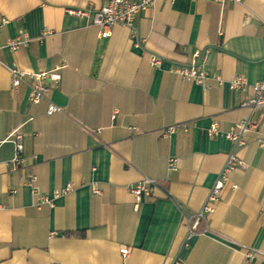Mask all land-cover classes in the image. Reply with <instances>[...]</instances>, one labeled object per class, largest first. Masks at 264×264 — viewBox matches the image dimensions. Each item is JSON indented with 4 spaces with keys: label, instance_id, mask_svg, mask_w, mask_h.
I'll use <instances>...</instances> for the list:
<instances>
[{
    "label": "crops",
    "instance_id": "crops-1",
    "mask_svg": "<svg viewBox=\"0 0 264 264\" xmlns=\"http://www.w3.org/2000/svg\"><path fill=\"white\" fill-rule=\"evenodd\" d=\"M108 1L0 0V264H264L240 249L264 251V149L255 134L237 150L246 165L228 173L200 225L207 232L189 236L184 218L202 208L235 148L206 129L216 121L227 131L249 113L240 104L250 91L230 80H264V0H156L138 19L140 45L127 26L102 38L90 19L68 13ZM24 35L26 46H6ZM152 54L162 66L151 65ZM193 60L222 82L211 78L206 89L171 71ZM60 64V80L48 81L39 103L28 101L27 83L12 86L9 66L40 72ZM50 103L62 110L48 114ZM258 118L264 133V108ZM177 122L189 129L163 133ZM16 128L22 166L12 162ZM170 155L178 171L168 170ZM28 172L37 176L33 187L23 183ZM145 177L159 186L136 209L130 186ZM70 183L75 189L55 206L35 205L38 194Z\"/></svg>",
    "mask_w": 264,
    "mask_h": 264
},
{
    "label": "built area",
    "instance_id": "built-area-1",
    "mask_svg": "<svg viewBox=\"0 0 264 264\" xmlns=\"http://www.w3.org/2000/svg\"><path fill=\"white\" fill-rule=\"evenodd\" d=\"M174 1V0H170ZM215 2L223 3L227 1L237 2L240 0H212ZM156 0H109L108 3L102 6L100 9L92 12L84 8H69L68 13L87 17L90 19V24L99 28L100 37L108 38L113 33V28L115 25L127 26L132 30L133 36L136 38V44L140 45V39L137 34V22L143 11L152 6ZM51 31H46L44 35L51 34ZM31 38L28 35L19 36L12 38L8 41L7 47L13 50L20 48L21 46H26L30 42ZM199 55V52L196 54ZM150 62L153 67H160L163 64V58L160 56L152 54L150 57ZM64 67L63 64L56 66L55 68L48 71H30L18 68L16 66H9L8 70L11 76V83L14 88L20 86L22 83H27L29 87L28 101L31 104L39 103L43 98H45L48 93L50 86L48 81H58L61 78L60 70ZM171 71L179 74L184 78V80L196 84L202 85L204 88L208 89V80L211 78L217 79L219 82L222 80L212 75L205 65L201 62L193 60L190 64L185 66H172ZM230 87L234 90L250 91V96L241 102L240 106L248 110V115L235 123L229 130L223 131L219 127V124L214 121L207 129V133L210 136H225L230 139L234 145V150L229 154L228 161L221 171L216 183L210 190V193L204 202L202 208L192 215H187L184 213V218L187 221L189 227V236L205 234L207 229H200L201 223L207 219V216L214 211L215 203L221 198L223 188L225 187L227 181L229 180L228 173L239 166H245L246 163L238 155L237 150L248 145L249 134H255L253 139L259 144L261 148L264 149V133L261 129V121L258 118V112L264 108V80L250 84L246 78L243 76H236L230 80ZM62 108L55 103H50L48 107V114H53L55 112L61 111ZM118 114V110L115 109L112 118L115 119ZM136 129V128H134ZM188 130L189 125L182 122H177L168 125L164 129V134L171 136L178 130ZM15 144V155L12 162L15 166L24 165L26 158L23 155L24 151V136L20 131V128L14 129L10 135ZM167 167L170 172L178 171L179 169V159L175 155H170L167 158ZM37 180V176L32 172L26 173L23 178V183L28 186H34ZM159 186L158 180L154 178L145 177L142 181L130 186V191L132 192L135 202L134 207L138 209L144 200V197H152L154 195V190ZM233 189L238 188L237 184H232ZM75 189V185L70 183L65 187L55 190L50 194H38L35 199V205L41 207L43 205L55 206V201L61 198ZM94 193L101 194L102 191L97 187L92 188ZM35 191V189H34ZM3 206H0V208ZM262 215L264 217V208L262 209ZM51 236L56 235V231H52ZM246 260L250 263L253 262L256 256L264 257V251L261 249L253 248L248 245H240ZM129 247L122 246L121 253L125 256L129 254ZM174 264H186V262L177 258Z\"/></svg>",
    "mask_w": 264,
    "mask_h": 264
}]
</instances>
